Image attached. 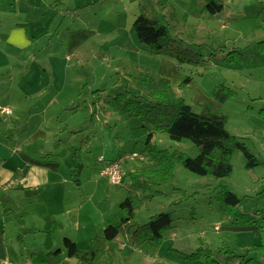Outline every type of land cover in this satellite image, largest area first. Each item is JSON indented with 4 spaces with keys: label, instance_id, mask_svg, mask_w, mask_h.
I'll return each mask as SVG.
<instances>
[{
    "label": "rangeland",
    "instance_id": "rangeland-1",
    "mask_svg": "<svg viewBox=\"0 0 264 264\" xmlns=\"http://www.w3.org/2000/svg\"><path fill=\"white\" fill-rule=\"evenodd\" d=\"M40 1L2 0L0 23L8 27L13 23L29 24V31L36 35L34 61L47 74L35 75V70L24 69L31 72L28 80L42 79L44 87L52 92L56 89L52 86L54 77L58 84L64 78L76 86L70 93L74 99L67 101L79 106V110L54 117L57 121L54 127L59 129L57 135L62 141L53 150L60 148L59 159L67 179L64 207L80 205L82 209L78 210L81 213L76 222L79 232L76 229L72 234L64 228L48 238L29 232L16 242L19 247L29 256L38 251L39 256L64 249V239L57 242L58 235L68 234L73 235L80 250L89 251L96 240H102L106 220L116 217L120 203L131 197L138 206L137 223L144 224L154 215L169 213L173 227L164 232L163 243L154 256L137 250L120 235L119 241L109 244L111 249L101 264H212L209 259L220 264L239 263L238 258L229 259L233 255L264 264V0H214L224 5L223 12L216 15L202 10L211 0H152L151 14L171 26L172 34L182 40L185 48L192 47L198 53L189 57L191 62L180 61L178 56L188 58L182 52L165 57L150 55L142 47L130 53L119 46L118 35L127 26L132 28L140 14L139 0L96 1L91 16L85 9L81 11V21L70 16L76 11L74 6L59 7L65 13V32L62 29L57 32V18L52 26L50 17L54 14ZM85 25L94 28L97 36L70 53L68 44H72V39L68 29H84ZM48 28L51 32L46 31ZM1 62V74L15 65L12 59ZM22 65L25 67V63ZM62 65L65 73L58 70ZM16 69L11 91L23 94L20 82L23 73ZM162 80L168 81L175 96L195 112L210 104L224 115L229 132L244 139L262 164L248 170L243 154L235 151L231 157L232 174L219 179L200 175L182 163V157L192 159L199 155L197 142H175L166 133L154 132L149 145L151 132L144 127L146 124L125 117L111 104V98L130 90L132 95L151 101L160 96ZM30 88L27 91L34 92L41 86ZM9 89L10 85L0 86V95ZM82 89V98H77L75 92L78 94ZM43 94V99L50 100L49 95ZM86 97L89 101L85 103ZM57 101L64 103L61 99ZM151 149L177 155L174 179L162 187L153 185L143 190L137 187L133 171L150 162ZM134 153L145 161L126 160L121 184H112L109 178L100 176L102 162L113 163ZM83 162L87 166L81 169ZM232 198L238 205L232 204ZM60 218L63 227L70 226L68 216ZM15 226L22 229L20 218H16ZM196 251L201 253L200 259H188L181 254ZM63 257V263L69 264Z\"/></svg>",
    "mask_w": 264,
    "mask_h": 264
},
{
    "label": "crops",
    "instance_id": "crops-1",
    "mask_svg": "<svg viewBox=\"0 0 264 264\" xmlns=\"http://www.w3.org/2000/svg\"><path fill=\"white\" fill-rule=\"evenodd\" d=\"M96 1L100 0H41L40 2L48 7L50 14H54L50 17L52 26L57 18L59 22L57 32H60V29L65 32L67 29L64 25L65 13L59 7L74 6L76 11L70 16L76 21H81V11L85 9L84 11L91 16L92 5ZM139 2L141 6L142 0ZM13 12L16 13V11ZM29 26V24L13 23L8 27L0 23V60H15V65H11L8 73L1 74L0 72V86L10 85L9 91L0 95V106L8 107L13 111L11 116L0 113V264H34V259L39 252L35 251L29 256V253L16 243L24 234L30 232L35 236L42 234L48 238L55 236V232L64 228L66 231L69 229L68 232L72 234L76 229L80 231V226L77 227L78 224H76L81 213L78 212L80 205L68 209L64 207V189L67 179L63 164L59 159L60 148L53 150L56 144L62 141L58 137L59 134L57 135L59 129L54 127L57 123L54 117L59 118L57 114L62 112L75 111L76 113L79 110V106H74V103L71 105L70 101H67L68 98L74 99L70 93L76 86L73 81L64 78L58 84L57 77H54L52 86L56 89L52 92L50 88L48 90L44 87L42 79H27L31 72H24V69L35 70V75L47 74L45 69L34 61L37 38L29 31ZM46 31L51 32V29L48 28ZM112 31L115 30H110V33ZM68 36L72 39V44H68V51L74 53L96 37L97 31L85 25L84 29H68ZM118 37L119 46L127 52L131 53L135 49L141 50L142 46L136 35L131 32V27L128 29L127 26ZM55 65L56 63L52 66ZM2 66L1 62L0 67ZM16 68L23 73L20 81L23 94L11 91L17 74H14ZM58 70L65 73L63 65ZM29 85L32 88L34 86H41V88L28 92L27 90L31 89ZM83 91V89L81 92L78 90V94L75 92L77 98H82ZM42 93L49 95L50 100L43 99ZM58 99L63 100L64 103L57 101ZM87 101H89L88 97L84 102ZM49 116L50 119H48ZM117 158L118 156L113 159ZM86 166L87 163L80 164L81 169ZM28 191H34L36 194L27 196ZM61 199L62 207L60 206ZM63 215L70 218V226L63 227L61 224L60 216ZM16 218H20L22 222L21 230L15 226ZM58 237L57 242L65 238L76 240L73 235L68 234L58 235ZM119 239L121 238L117 237L115 242ZM8 244H13L14 247H9Z\"/></svg>",
    "mask_w": 264,
    "mask_h": 264
},
{
    "label": "trees",
    "instance_id": "trees-1",
    "mask_svg": "<svg viewBox=\"0 0 264 264\" xmlns=\"http://www.w3.org/2000/svg\"><path fill=\"white\" fill-rule=\"evenodd\" d=\"M153 5L152 0H142L141 12L136 17L131 32L137 36L140 45L150 55L173 57L175 53L182 52L188 58L178 56L180 61L191 62L189 57L198 56V53L193 51L192 47L185 48L182 40L172 34L171 26L162 24L158 17L152 16L150 10L153 9ZM223 6L222 1L216 3L211 0L204 4L202 10L216 15L223 12ZM234 53L242 55L238 52ZM131 93L130 90H127L123 94L111 98L113 100L111 104L120 109L128 119H140L146 124L144 127H147L148 132H151L147 139L149 145L153 140L154 132L166 133L175 142H197L196 145L200 148L199 155L192 159L182 157V163L198 174L219 179L229 177L233 172L231 157L235 151L243 154L248 170L262 164L244 139L229 132L224 115L210 104L202 106L201 112H195L192 106L175 96L168 81L160 82V92L158 93L160 96H154L151 101ZM150 156L149 163L144 164L143 167L135 168L133 171L137 187L143 190L151 188L153 185L162 187L174 179L176 154L166 150L151 149ZM232 204L236 206L238 202L232 198ZM137 208L136 201L131 197L122 201L117 216L109 217L106 220L102 240L98 242L96 240L93 249L82 251L75 241L65 238L63 240L64 249L39 255L34 259V264H64L63 256L68 259L69 264H101V259L111 249L109 244L115 242L120 235L130 240L137 250L154 256L157 247L163 243L164 232L173 227L172 216L169 213H160L150 217L146 223L139 224L135 221ZM181 254L183 257L187 255L188 259L201 258L199 251ZM234 258L240 260L237 264H260L254 259L244 260L243 257L235 255L229 259ZM72 259H76L77 263H72ZM209 261L212 264H220L214 259H209Z\"/></svg>",
    "mask_w": 264,
    "mask_h": 264
},
{
    "label": "built area",
    "instance_id": "built-area-1",
    "mask_svg": "<svg viewBox=\"0 0 264 264\" xmlns=\"http://www.w3.org/2000/svg\"><path fill=\"white\" fill-rule=\"evenodd\" d=\"M0 112L6 115H12L13 111L8 107L0 108ZM126 160H138L140 162L145 161L143 156H140L136 153L132 154L131 156L126 155L121 157L119 160L115 162H101L104 164V167L101 170V176L104 178H109L112 184H121L123 178V164Z\"/></svg>",
    "mask_w": 264,
    "mask_h": 264
},
{
    "label": "water",
    "instance_id": "water-1",
    "mask_svg": "<svg viewBox=\"0 0 264 264\" xmlns=\"http://www.w3.org/2000/svg\"><path fill=\"white\" fill-rule=\"evenodd\" d=\"M33 194H36V192H34V191H28V192H27V196H31V195H33Z\"/></svg>",
    "mask_w": 264,
    "mask_h": 264
}]
</instances>
